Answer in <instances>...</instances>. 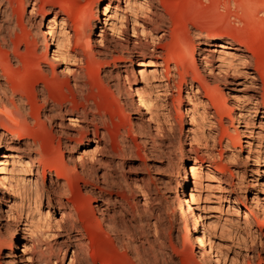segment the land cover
Here are the masks:
<instances>
[{
    "label": "bare ground",
    "instance_id": "6f19581e",
    "mask_svg": "<svg viewBox=\"0 0 264 264\" xmlns=\"http://www.w3.org/2000/svg\"><path fill=\"white\" fill-rule=\"evenodd\" d=\"M207 1L217 7L218 0ZM198 8L196 0H0V229L7 235L0 231V250L9 246L0 264H96L97 257L99 264H159L151 245L144 247L145 235L134 244L123 241L132 259L124 254L113 260L97 242L112 235V246L118 243L124 230L115 215L143 224L111 191L121 185L110 177L120 155L112 147L105 108L123 111L122 95L134 103L139 123L133 129L143 135L148 152L165 159L166 171L174 152L182 163L175 202L185 223L184 241L192 236L203 264L247 262L257 235L264 236V223L255 224L250 209L240 221L242 207L222 179L224 161L236 159L237 147L248 148L246 162L264 161L240 137L255 134L264 142V59L252 40L264 9L226 12L208 29ZM30 59L35 82L22 76ZM109 64L111 70L100 76ZM218 84L232 86L227 95L237 113ZM124 131L117 143L130 147ZM157 180L164 189L171 184ZM131 181L137 203L146 204L145 187L136 175ZM74 186L90 194L87 206ZM210 198L218 206L205 205ZM258 202L250 198L253 209ZM221 203L230 218L210 214ZM147 226L155 232L154 223ZM259 247L262 252V243Z\"/></svg>",
    "mask_w": 264,
    "mask_h": 264
},
{
    "label": "rangeland",
    "instance_id": "374dc122",
    "mask_svg": "<svg viewBox=\"0 0 264 264\" xmlns=\"http://www.w3.org/2000/svg\"><path fill=\"white\" fill-rule=\"evenodd\" d=\"M196 1L199 3L198 19L205 23L208 29H212V27L222 19V15L226 12H236L240 9L243 11L246 10V7L247 9L252 8L254 5L264 9V0H218L217 7L214 9L209 6V2L207 0ZM16 13H19L18 9L16 10ZM256 13L257 12L254 14L256 15ZM258 31L259 33L254 35L252 40L255 50L259 52L261 54V58L264 59V22L258 28ZM128 36H132L131 31L128 32ZM92 47L95 48L94 45H92ZM51 54L52 51H47L46 57L50 59L52 56ZM29 62L30 67L27 71H22V76H26L29 82H35L38 79V74L33 68V61L30 59ZM136 63L137 60H134L131 68H135ZM111 67L112 65L109 64V66L102 68L100 76H103L104 72L110 71ZM60 69H63V66H61ZM217 86L225 95L227 105L232 107L231 99L227 95L232 86L227 84H218ZM120 87L123 88L122 82H120ZM182 95L184 96L185 93H182ZM120 101L121 105H123V111L119 107L110 108L106 106L105 108L111 117V121L108 123L107 129L112 140V147L120 155L118 157L120 163L119 165L112 167L110 177H115V179L120 180L121 185L120 188H111V191L113 195L120 196L127 202L129 210H134L138 213L136 214V220L142 222L143 224L138 226V223L132 221L130 216L127 214L124 216L115 215L116 221L124 230L123 233L118 235V243L115 242L113 244L114 246H112L110 243L113 239L112 235L109 236L108 239L98 237L97 242L104 246L105 254L113 260L121 259L124 254H127L132 259V254H129V252H126L124 249L123 241L127 240L129 243L134 244L139 240H143L145 235L149 244H144V247L151 245L158 257L159 264H203V262L199 259V254L195 251V243L192 240V236L188 234L189 243H186L183 239V236L185 235V223L181 216L180 208L175 202L177 191L180 193L179 189H177L178 187L176 185V181H180L179 177L182 174V163L177 160V152H174L173 165L170 168L168 167V170L166 171L165 159L159 158L157 152L150 154L146 145L142 142L143 135L138 134V132L133 129V127H138L137 124L139 121L136 120L135 107L131 98H127L122 95ZM186 107L190 108V105L187 104ZM232 108L234 109L233 114L237 113L235 107ZM171 109L172 117H176L177 114L173 112V110H175V106H172ZM180 110L184 111V108L181 106ZM233 125L236 127L237 123L234 122ZM123 128L125 130V136L130 139V147L117 143V135L122 132ZM253 128L255 132L259 131L257 123ZM238 130L241 131L242 128H239ZM230 131L232 130L230 129ZM240 137L243 141L247 140L249 142V145L247 146L252 149V152L256 151L254 152L255 155L257 153L261 157L264 156V142L259 143L255 134L250 139H246L243 133H240ZM79 140L80 138H77L76 141L78 142ZM174 143L177 144L176 139H174ZM236 151H238L236 159H227L224 161L226 170L223 174L222 187L228 190L230 189L231 197L236 195L238 198V202L242 207L240 221H243V212L250 209L252 211L254 223L257 225H263L264 193L261 191L262 187L260 184H264V175H261L260 172L264 171V161L263 159H260L258 164H256L254 160L246 162L245 156L248 148H242V150H239L237 147ZM219 152V149L216 148V155H218ZM47 153L49 156L55 155L54 152L49 150H47ZM223 156L225 157L224 154ZM132 175H136L138 177V185L145 187L144 194L148 202L144 205L137 203L139 196H137L135 189H133L134 186L131 181ZM159 176L171 180L169 187L164 189L163 186L159 184V181L157 180ZM229 184L232 186H229ZM96 185H101V179L96 182ZM72 191L84 206L88 205L90 194L87 193L82 186H80V188H76V186H74ZM254 196L258 197L259 202L257 207L253 209L250 206V198ZM158 201L161 203L155 204V202ZM204 203L210 207L218 206V200L215 198H210ZM93 205L94 204L92 203V206ZM226 210L227 204L221 203L218 212L212 211L210 214L214 217H219L220 219H224L226 217L230 218ZM156 212H158L157 215H155ZM56 219H59L58 215H56ZM153 223L155 224V232H153L154 229L152 227L149 228L147 226ZM217 229L218 227H216L214 232L215 237L219 236ZM0 231L4 235V238L7 239L4 229H0ZM262 233H264V225L262 226ZM239 234L245 237L243 232H240ZM19 236L21 237V234ZM257 236L258 238L255 240L256 245L254 244L255 247L249 251L250 258L245 264H258L259 262L260 264H264V236ZM223 238L229 240L227 236L223 235ZM225 243L229 244V242ZM260 243H262V252H260ZM41 244L44 245V241H42ZM251 244V239L246 237V246L250 248V246H252ZM241 248L245 249L244 246H241ZM8 251L9 246H3L1 248L0 263L3 260V256L6 255ZM32 252V249L28 251V253ZM95 261L96 264H99L100 259L97 257ZM67 262L68 260H66L65 264H67Z\"/></svg>",
    "mask_w": 264,
    "mask_h": 264
}]
</instances>
